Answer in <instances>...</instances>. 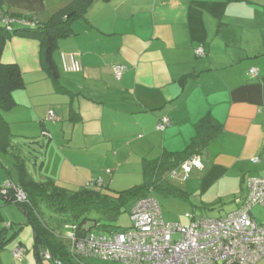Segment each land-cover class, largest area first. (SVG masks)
<instances>
[{
	"label": "crops",
	"instance_id": "0c3cea01",
	"mask_svg": "<svg viewBox=\"0 0 264 264\" xmlns=\"http://www.w3.org/2000/svg\"><path fill=\"white\" fill-rule=\"evenodd\" d=\"M72 1L2 0V9L37 24ZM72 30L55 52L62 89L42 68L38 40L13 36L2 52L25 80L16 106L2 112L12 139L51 134L41 179L69 188L123 186L125 168L143 174L144 159L184 150L196 123L212 114L223 132L182 188L209 204L229 198L236 209L246 177L264 176V0H96ZM200 45L204 56L196 54ZM117 65L126 67L120 79ZM164 116L170 124L160 131ZM24 242L27 235L12 249ZM35 249L34 233L37 257ZM25 250L15 264H33ZM5 258L1 264H13Z\"/></svg>",
	"mask_w": 264,
	"mask_h": 264
},
{
	"label": "trees",
	"instance_id": "16d2710c",
	"mask_svg": "<svg viewBox=\"0 0 264 264\" xmlns=\"http://www.w3.org/2000/svg\"><path fill=\"white\" fill-rule=\"evenodd\" d=\"M95 1L73 0L44 23L32 24L27 21L29 24L26 25L21 22H12L10 29L4 21L0 24V150L6 153L12 152L17 170V178L10 177L8 182L11 185L2 186L0 195L6 203L16 202L25 212L28 224L32 226L36 235L38 249H35V252L41 264H43L41 254L44 251L49 252L53 259L60 260L63 264H91L89 259L77 258L72 254L70 243L66 245L55 229L45 221L40 209L41 205L46 204L50 211L63 214L68 227L75 223L81 225L83 223L81 217L90 210H96L115 220L128 206H132L136 200L146 197L155 190L188 197V192L170 182L171 171L178 168L186 159L202 155L210 143L223 132V125L212 114H207L196 123V135L184 150L164 151L157 158L144 159L143 182L129 189L111 190L109 188L107 191L106 188L98 187V184L94 187L71 189L60 185L54 179L45 177L37 180L30 175L19 155L20 152L13 151L15 147L11 144L12 136L2 114L16 106L14 92L25 87V80L17 64L2 61L3 49L7 40L13 36L38 40L42 68L54 84L62 89L60 70L55 59L59 39L72 34V22L84 16ZM2 8V0H0V11L3 14V16L0 15V19L3 20V17L8 16L23 20L24 16L19 14L6 15ZM15 187H20L25 192V200L16 199ZM3 189L6 190V194L2 193ZM3 218L0 212V221ZM11 227L12 222L0 228V254L20 230L9 233ZM91 227L92 225L87 228ZM100 227L108 231L119 230L111 224H101Z\"/></svg>",
	"mask_w": 264,
	"mask_h": 264
},
{
	"label": "built area",
	"instance_id": "2783aa9c",
	"mask_svg": "<svg viewBox=\"0 0 264 264\" xmlns=\"http://www.w3.org/2000/svg\"><path fill=\"white\" fill-rule=\"evenodd\" d=\"M2 12L0 11V15ZM7 28L12 22H29L14 17H3ZM198 56L205 55L202 45L196 49ZM63 68L67 65L63 55ZM124 65L114 67L116 78L120 79L125 71ZM250 75L257 76L258 69L250 68ZM49 119L59 121L53 110L49 111ZM170 124L168 116L157 123L160 131ZM45 133V132H44ZM45 135H50L48 132ZM253 162L259 159L254 157ZM203 168L200 155L188 158L170 173V178L186 180L193 169ZM181 173V174H180ZM247 192L236 199L237 208L226 217L204 218L187 213V223L168 221L164 218L161 204L153 193L142 197L131 206V227L115 229L105 233H96L83 224H70L68 242L77 258L102 260L112 264H255L264 259V222L259 223L254 208H264V176L249 175L246 177ZM98 186L101 185L97 182ZM11 185L9 182L7 186ZM16 199L23 201L25 192L15 187ZM6 194V190H2ZM25 248L18 245L13 256L21 260ZM43 257L51 259L49 252ZM54 264H63L54 259Z\"/></svg>",
	"mask_w": 264,
	"mask_h": 264
},
{
	"label": "rangeland",
	"instance_id": "374dc122",
	"mask_svg": "<svg viewBox=\"0 0 264 264\" xmlns=\"http://www.w3.org/2000/svg\"><path fill=\"white\" fill-rule=\"evenodd\" d=\"M3 23V20L0 19V24ZM62 124V123H61ZM49 133V132H48ZM44 134H47L45 132ZM50 134V133H49ZM32 134H28L27 136H16L14 137L13 144L15 148L13 151H19L20 156L23 159L26 169L30 175L35 179H41L42 175L45 173L41 170V163L43 161L44 152L46 151L49 142L52 138L50 135H43V139L40 138H31ZM36 137V136H35ZM53 141V140H52ZM68 142V140H66ZM13 162V163H12ZM130 173V174H128ZM128 174V175H127ZM181 174V173H180ZM125 177L123 186H120V183L116 182L113 186H111V190H123L125 188L130 187L135 183L141 184L143 182V174L138 169L125 168L122 174ZM191 173L189 174L190 177ZM17 178V170L15 167V161L12 156V152L6 153L0 150V188L7 184L9 178ZM186 180L181 179L179 175L177 178H170V182L183 189V184L187 183L190 178ZM42 180V179H41ZM101 181V180H99ZM102 182V181H101ZM97 184V183H96ZM184 187V186H183ZM71 189H77L78 187H70ZM109 191L108 189H106ZM155 197L158 199L161 204L162 213L166 220L173 222H182L187 223L188 218L186 217L187 213H191L197 217L204 218H217V217H226L229 212L235 207V202L229 198L225 200V202H217L214 204H209V202H205L201 199V196L198 194H194L191 192L188 197L168 194L164 191L155 190L153 192ZM41 212L43 213V217L45 221L49 224V226L55 229L56 233L61 236L62 241L68 245V233L69 228L67 227V223L65 222V217L63 214L52 212L48 209L47 205H41ZM131 206H128L125 211L118 215V217L114 220L109 218L108 215L101 214L96 210H90L84 214L81 219L83 220V226L89 227L92 225L91 230L96 233H105L108 234V230L100 227L101 224H111L119 229L131 227ZM0 212L3 215V220L0 221V228L9 225V222H12V227L9 229V233H13L16 230H19L17 236L9 242L7 247L1 252L0 256H5L7 263L15 264V259L13 256L12 246L14 243L18 242L20 237H24L27 235V243L24 242L25 248L28 249L31 258H33V264H41L38 261L37 257L34 253V230L32 226H30L27 222L24 225V221L27 219L25 212L22 211L16 202L6 203L5 199L0 195ZM255 218L259 223L264 222V208L261 206H256L254 208ZM24 225V226H23ZM22 227V228H21ZM46 252V251H44ZM42 256L43 264H54V259H47ZM26 253V252H25ZM25 255L22 259H24ZM21 259V260H22ZM10 260V261H8ZM91 264H112L109 262H104L102 260H88Z\"/></svg>",
	"mask_w": 264,
	"mask_h": 264
},
{
	"label": "water",
	"instance_id": "95a60500",
	"mask_svg": "<svg viewBox=\"0 0 264 264\" xmlns=\"http://www.w3.org/2000/svg\"><path fill=\"white\" fill-rule=\"evenodd\" d=\"M35 245H36V249H38V243H37L36 235H35Z\"/></svg>",
	"mask_w": 264,
	"mask_h": 264
}]
</instances>
